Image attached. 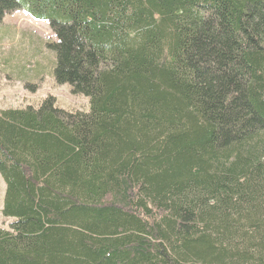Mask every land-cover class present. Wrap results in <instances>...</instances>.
I'll use <instances>...</instances> for the list:
<instances>
[{
    "label": "trees",
    "instance_id": "obj_1",
    "mask_svg": "<svg viewBox=\"0 0 264 264\" xmlns=\"http://www.w3.org/2000/svg\"><path fill=\"white\" fill-rule=\"evenodd\" d=\"M18 9L89 111L1 110L0 264H264V0Z\"/></svg>",
    "mask_w": 264,
    "mask_h": 264
},
{
    "label": "rangeland",
    "instance_id": "obj_2",
    "mask_svg": "<svg viewBox=\"0 0 264 264\" xmlns=\"http://www.w3.org/2000/svg\"><path fill=\"white\" fill-rule=\"evenodd\" d=\"M56 39L48 21L36 20L22 9L4 17L0 24V112L38 107L48 96L55 98L59 108L89 111L87 97L72 94L68 84L55 80L56 53L49 45ZM5 188L0 175V226L7 228L11 220L1 212Z\"/></svg>",
    "mask_w": 264,
    "mask_h": 264
}]
</instances>
